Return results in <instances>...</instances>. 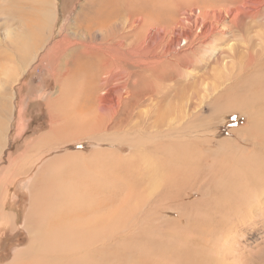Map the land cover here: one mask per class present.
Returning <instances> with one entry per match:
<instances>
[{"label": "rangeland", "instance_id": "374dc122", "mask_svg": "<svg viewBox=\"0 0 264 264\" xmlns=\"http://www.w3.org/2000/svg\"><path fill=\"white\" fill-rule=\"evenodd\" d=\"M12 1L13 3H9L7 0H0V128L7 129L5 148L0 150L2 151L0 154V176L9 177L7 178L9 181L4 182V187L2 186V190H0L1 194L4 192L3 196L0 194V199L3 198L0 200V205L1 203L3 205L0 213V264H7L15 249H19L29 242L30 235L24 228V218L29 203L27 188L30 187L40 167L49 159L67 152L79 151L90 154L100 149L116 150L120 156L133 157V168L125 170V176L128 178V192L132 189V185L138 190V197H142L147 192L150 195V198L148 196L147 199H151L153 195L155 200H152V205H157L155 207L156 214L150 215L144 211L138 216L137 224L143 228L144 232L142 240H138L139 235L128 237V264H173L174 262L180 264V261L181 264H185L183 252H180L182 250L180 244H183L182 237L184 243L189 246L191 244L188 249L191 252V259H194L193 264H264V4L260 16L254 23L246 20L243 24L245 28L240 34L234 37L226 36V41L221 45L224 49L217 46V50L228 53L230 52L227 50L228 46L231 47L235 43L237 45L235 59L230 54H221V62L216 64L215 54H212L209 49L206 50L208 44L200 47L196 44L190 49V45H186L181 39L178 46L179 51L182 52L181 56L173 61L174 57L169 65H163L159 69L160 71L158 70L157 77L149 70L145 71L142 78L137 75H128V106H126V111H123L128 112V123L127 125L122 123L121 128L115 127L112 123L115 121L113 118L114 121L112 120L106 126L111 129L110 131L115 132L114 139L109 138L113 137L111 134L108 136L104 134L102 138L87 136L71 142L65 149L52 150L39 160L37 150L30 152L27 156L26 153H28L29 146L50 129L52 119L45 103L49 97L57 94L59 89L58 74L59 71L62 74L64 67V57L59 56L54 60L55 56L49 54V49L58 43L65 33H74L76 24L82 19L84 20V17L92 15L105 0ZM35 1L38 3L35 4ZM204 1L223 3L227 0H182L184 4L197 6H200ZM27 6H30L29 10L32 15L35 13L33 17L26 14ZM8 13H12V16L7 18ZM124 18L128 17L123 16ZM71 27L74 31L71 30ZM12 33L18 38L14 49L8 44ZM246 38L253 44V49L258 50H256L258 56H254L249 62L243 55V44ZM35 39L41 40L39 46L43 44V48H45L41 49V56L42 54L46 56H42L36 62L22 64V52L18 50L20 43ZM164 43L162 49L170 44V40L167 38ZM30 44L33 45L31 42ZM29 50L32 48L29 47ZM217 50L216 52H220ZM128 56L130 61L138 60ZM57 66L58 68H56ZM142 68L143 66L137 68L129 66L128 70L136 72L137 70L142 71ZM173 71L179 72V76L172 74ZM248 74L257 75L255 80L251 81L253 82L251 85H249L251 82L245 78L249 76ZM199 76L204 79L201 80V87L195 89H200V91H195L196 94L192 96L191 100V95H189L191 92L185 90L188 88L187 84L196 81ZM237 76L241 81L237 80L236 90L228 92V87L233 84L234 77ZM116 77V82L121 84L123 78L119 75ZM172 78L174 79L172 80ZM173 81L179 86L180 91L177 95L173 93ZM75 82L74 85L78 84L80 79ZM158 83L159 86L163 84L165 87L167 86V89L165 87L161 89L164 91V93L161 91L162 94L157 92L154 94L151 91L152 87ZM204 85L210 88L220 86V89L215 91L217 93L228 92L226 96L222 94L223 98L220 99V104L226 102L228 98L232 102L244 100L245 103L242 106H237L234 111L221 113L220 120L214 122L215 115L212 113H216L213 107L216 99L213 96L201 97L206 88ZM72 88L75 89V86L72 85ZM183 91H185L184 97L181 98L180 94ZM148 92L149 94H145ZM137 93L142 94L144 100L139 107L133 108L131 100L135 99ZM186 101L190 108L188 106L184 112L180 111L179 114H183V123L193 117L188 130L180 131L177 138L175 137L173 140H167L172 138L171 136L159 139L152 135L178 125L180 122L173 121L174 115L165 114V110L169 106L180 107ZM143 114L147 119L140 122L139 120L142 119L136 116ZM250 119L252 123L248 127ZM157 125L158 127H156ZM179 126L182 125L179 124ZM122 128L123 130H121ZM248 128H251V131ZM200 135L210 137L201 139ZM262 137L263 139H261ZM183 142L185 144L192 142V145L188 144L181 148L179 144ZM159 143L162 145L159 146ZM187 148L192 155L206 157L196 162V174L189 175L184 167L187 160L181 150ZM147 150L149 151L147 152ZM164 153L167 154L163 156ZM218 156L220 157L218 158ZM168 167H176L177 173L172 179L170 178L171 170ZM116 168L117 174L119 172L121 175L124 174L121 166L117 165ZM159 168L165 169L164 175ZM16 169L21 170L20 174L17 177H12ZM98 169L100 170V168ZM147 169L152 171L155 178L151 184L142 185L140 184L142 183L141 175ZM217 169L219 170L217 171ZM207 174L208 183L206 181ZM166 179L169 181L164 184V188L162 184ZM158 187V194L163 195L162 197L158 194L154 195ZM128 227L131 230H137L136 226L128 225ZM135 241L139 243H135ZM231 241L233 248L230 249ZM176 247H178L181 256L174 254ZM137 255L142 257V260L137 259Z\"/></svg>", "mask_w": 264, "mask_h": 264}, {"label": "bare ground", "instance_id": "6f19581e", "mask_svg": "<svg viewBox=\"0 0 264 264\" xmlns=\"http://www.w3.org/2000/svg\"><path fill=\"white\" fill-rule=\"evenodd\" d=\"M7 1L13 3L12 0ZM37 3L38 2L35 1V4ZM263 4L264 0H227L223 3L204 1L200 6L184 4L182 0H105L104 3H101L96 8L92 15L84 17V20L82 19L81 22L76 24L74 33H65L58 43L50 49L48 48L49 54L55 56L54 60L59 56L64 57V67L62 69V74L58 70L59 89L57 94L49 97L45 103L52 119L51 124L49 123L51 125L50 129L45 134L39 136V138L29 146L26 156L30 152H35L37 150V156L40 160L43 155L50 151L65 149L71 142L87 136L94 138H102L104 134L107 136L111 134V136H113L115 132L110 131L111 129L106 127L108 123L112 122L113 118L115 121L113 120L114 122L112 123L115 127L119 126L121 128L122 123H126L125 125L128 123V112H123L126 111V106H128V75H137L142 78L145 71L149 70L150 73L157 77L158 75L156 76V74L163 65H169L174 57L173 61L181 56L182 52L179 51L180 48H178L181 39L186 45H190V49L196 44L199 45V47L208 44L206 50L208 51L209 49L212 51V54H215L216 64L221 62V54H230L233 59H235L237 56V45H235V43H233V45L231 44V47L228 46L229 49L227 50H230L228 53H225L226 51L217 50V46L221 47V45L224 44L226 36L234 37L240 34L245 28L243 24L246 20L254 23L261 14ZM29 8L30 6L26 7V14L33 17L35 13L32 15ZM11 16L12 13L7 14V18ZM123 16L128 18L123 19ZM181 28L185 29L183 30ZM72 29L71 27V30ZM167 38L170 40V44L162 49L163 44H165V39ZM17 39L15 34L9 39L8 44L11 45L13 49L17 45ZM247 39L248 38L245 39L243 44V55L246 61L249 62L254 56H258V53L256 52L257 49H253V44L247 41ZM30 42L33 43L32 46ZM40 42L41 40L35 39L20 43L18 50L22 52V56L20 55L23 60L22 64L27 62L33 63L34 61H38L42 56H46L44 54L41 56V51L45 48H43V44L39 46ZM255 44L257 45V43ZM29 47L32 48V50H29ZM216 50L220 52H216ZM128 55L134 58V60L135 58L138 60L130 61L128 60ZM129 66L132 68L143 66V68L142 71L136 69V72H132V70H128ZM56 68H58V66ZM173 73L179 76V72L173 71L172 74ZM118 75L123 78H120L122 79L121 84L116 82V76ZM248 75L249 76L245 78L249 82L254 81L257 76L256 74ZM234 78L233 84L230 87L227 86L229 89L228 92L236 90L235 86H237V80H239L240 77L237 76ZM77 79H80V82L74 85ZM173 79L174 78H172V80ZM202 79H204V77L199 76L196 81L187 84L188 88L185 91L191 92V94H189L191 95V100L192 96L196 94L195 91H200V89H195L196 87H201ZM174 82L175 81H173L172 84V88L174 89L173 93L177 95L180 90L178 83L174 84ZM251 84H253V82L249 85ZM72 85L75 86V89L72 88ZM205 86L206 88L203 95L200 94L201 97L207 98L213 96L216 99L213 105L216 113L211 112L215 115L214 122L220 120L221 113L224 114L234 111L237 106H242L245 103L244 100L232 102L229 100L230 98H228L226 102L220 104V99L223 98L222 94L226 96L228 92H215L220 89V86L216 88H210L204 85V87ZM225 86L226 84L224 87ZM164 87V84L159 86L158 83L152 87L151 91L154 94L155 92L162 94L164 91L161 89ZM165 88L167 89V86ZM185 91L180 94L181 98L184 97L183 93ZM129 94H131V92H129ZM145 94H149V92ZM252 95L255 94L252 93ZM143 100L144 97H142V94L137 93L135 99L131 100L133 101V108L139 107ZM187 101L183 102L180 107L169 106V108L165 110V114H173V121L176 123L180 122L179 124L182 126L178 124L173 128L168 127L162 132L151 134L159 139H162L160 137L171 136L172 138L166 139L173 140L175 137L177 138L180 131L188 130L193 117L191 119L188 118V120L183 123V114H179L180 111L184 112L189 106ZM244 108L246 109V107ZM140 112L141 111H139V113ZM136 117L142 119H138L140 122L145 121L146 118L145 114L142 116L137 115ZM116 119L118 120L116 121ZM152 123L154 124L155 122L153 121ZM251 123L252 121L250 119L248 127L251 126ZM156 127H158V125ZM121 130H123V128ZM248 130L251 131V128H248ZM6 132V128H0V150L5 148ZM206 135H200L201 139L210 137ZM109 138L114 139L115 136ZM261 139H263V137ZM188 144L192 145V142ZM188 144L183 142L179 144V146L181 145L182 148ZM161 145L162 143H159V146ZM168 145L171 146L172 144ZM148 151L149 150H147V152ZM181 151L187 160V163L184 165L185 169L189 175L194 174L197 169L196 162L206 157H202L201 155L196 156L197 154L192 155L188 152V148ZM1 153L2 151H0V154ZM87 154L73 151L71 153L67 152L63 155H57L46 161L38 171L36 170L37 173L30 187L27 188L29 192V203L24 218V228L30 235L29 242L27 241L28 244L21 248L19 247V249H15L12 258L7 264H128V237L132 238L133 236L139 235L140 238H138V240H142L141 237L144 230L137 224V219L141 212L146 211L150 215L155 213V207L157 205H152V200H155L154 196L152 195L151 199H147L148 196L150 198V195L146 192L142 197H138L139 192H137L138 190L132 187V185V189L128 192V178L125 176V170L126 168L127 170L133 168V157L130 156L127 158L126 156H120L118 151L109 149H100ZM165 154L167 153H164L163 156H165ZM219 157L220 156H218V158ZM18 162L19 164L21 163L20 160ZM117 165L123 168L124 174L121 175L120 172L117 174ZM98 168H100V170ZM168 168L171 170L170 178L172 179L177 173L176 167ZM148 170L149 169L146 171ZM160 170L162 175H164L165 169ZM218 170L219 169H217V171ZM20 171L21 170L16 169L14 173L12 172V177L19 176ZM146 171L141 175L142 183L140 184L142 185L151 184L155 178L151 170L145 174ZM7 178L9 177L7 176ZM7 178L5 175L0 176V190H2V186L4 187V182L9 181ZM169 179L163 181L162 187L165 186L164 184L169 181ZM206 181L207 183L209 182L208 174L206 175ZM158 193L159 187L154 195ZM261 193L260 191V194ZM159 196L162 197L163 195ZM2 207L3 205L1 203L0 213L2 212ZM128 225L136 226L137 230H131ZM173 225L171 226L173 227ZM185 237L187 238V236ZM182 241L183 244H180L182 245V250H180V252H183L182 256L185 258H183L184 263L193 264L194 259H191V252L190 249H188L191 244L189 246V244L184 243L183 237ZM135 243L139 242L135 241ZM231 248H233L232 241L230 242V249ZM174 254L176 256H181L178 247L175 248ZM137 259L142 260V257L138 256ZM181 263L180 261V264Z\"/></svg>", "mask_w": 264, "mask_h": 264}]
</instances>
